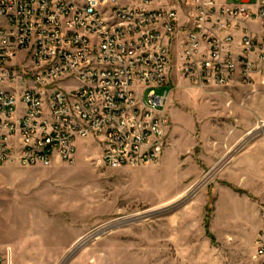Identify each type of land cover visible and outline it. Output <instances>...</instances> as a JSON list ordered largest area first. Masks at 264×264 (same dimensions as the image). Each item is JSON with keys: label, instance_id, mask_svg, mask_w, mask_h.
I'll return each mask as SVG.
<instances>
[{"label": "built area", "instance_id": "obj_1", "mask_svg": "<svg viewBox=\"0 0 264 264\" xmlns=\"http://www.w3.org/2000/svg\"><path fill=\"white\" fill-rule=\"evenodd\" d=\"M175 58L195 85H264V0H0V165L72 163L80 139L157 162Z\"/></svg>", "mask_w": 264, "mask_h": 264}, {"label": "rangeland", "instance_id": "obj_2", "mask_svg": "<svg viewBox=\"0 0 264 264\" xmlns=\"http://www.w3.org/2000/svg\"><path fill=\"white\" fill-rule=\"evenodd\" d=\"M177 66L157 162L111 167L80 139L72 163L0 165L6 264H264V193L239 163L264 145V85L202 87Z\"/></svg>", "mask_w": 264, "mask_h": 264}, {"label": "crops", "instance_id": "obj_3", "mask_svg": "<svg viewBox=\"0 0 264 264\" xmlns=\"http://www.w3.org/2000/svg\"><path fill=\"white\" fill-rule=\"evenodd\" d=\"M169 114L170 116H176V110L175 108H170L169 109ZM170 131V130H169ZM260 148H262V151L259 152H250V153H245L242 157H240V162L242 161L246 162V157H252L250 159H254V163H251L249 165V168H253L254 169V184H251V187L253 188V190H256L260 193H264V145H260ZM238 163V164H239ZM242 164V163H241ZM243 190V189H242Z\"/></svg>", "mask_w": 264, "mask_h": 264}]
</instances>
